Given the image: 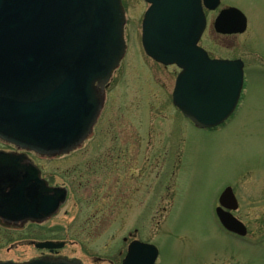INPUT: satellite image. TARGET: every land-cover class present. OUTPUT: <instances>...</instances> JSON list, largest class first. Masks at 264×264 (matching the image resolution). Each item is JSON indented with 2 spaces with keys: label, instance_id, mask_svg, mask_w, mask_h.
Listing matches in <instances>:
<instances>
[{
  "label": "rangeland",
  "instance_id": "1",
  "mask_svg": "<svg viewBox=\"0 0 264 264\" xmlns=\"http://www.w3.org/2000/svg\"><path fill=\"white\" fill-rule=\"evenodd\" d=\"M125 1L135 20L138 1ZM250 1L248 33L235 47H208L214 58L245 63L232 117L195 128L171 104L178 70L147 59L128 34L88 140L60 157L29 155L51 186L68 189L66 203L40 225L0 228V262L37 259L44 251L29 239H49L65 243L59 257L81 264H121L132 240L154 245L156 264H264V0ZM226 187L246 238H231L215 216Z\"/></svg>",
  "mask_w": 264,
  "mask_h": 264
},
{
  "label": "water",
  "instance_id": "2",
  "mask_svg": "<svg viewBox=\"0 0 264 264\" xmlns=\"http://www.w3.org/2000/svg\"><path fill=\"white\" fill-rule=\"evenodd\" d=\"M147 1L152 7L143 48L155 62L180 70L173 105L197 129L223 125L240 99L243 63L211 60L197 47L203 30L199 0ZM217 6L218 0H209L210 10ZM231 12L236 13H222L216 26ZM124 24L121 0H0V140L41 157L79 147L90 136L104 89L124 57ZM14 156L0 152V219L6 226L43 223L58 212L67 192L49 187L35 165L9 158ZM219 205L221 225L244 237L246 227L230 213L238 208L231 188ZM34 246L51 252L64 243ZM157 256L154 246L134 241L122 264H155ZM23 264L81 262L46 257Z\"/></svg>",
  "mask_w": 264,
  "mask_h": 264
},
{
  "label": "flooded vegetation",
  "instance_id": "3",
  "mask_svg": "<svg viewBox=\"0 0 264 264\" xmlns=\"http://www.w3.org/2000/svg\"><path fill=\"white\" fill-rule=\"evenodd\" d=\"M137 1H138V9H137L138 15L135 18V20L130 21L128 18V8L126 6V1L122 0V4L125 10V19H126L125 26H124V39H125L126 47H128L129 46L128 34H131V35L133 34V36L136 37L135 39L138 42L137 46L141 47L142 49L144 31L150 28V25L147 24L146 22V14L149 8L151 7V4L147 0H137ZM199 3H200V8H201V14L203 16V30L201 32L197 46L201 48L202 50H204L210 58L218 59V58L212 57V55L208 51V47L212 46V41H214L216 45H218V47H224V48L235 47L236 44H234V39L236 37L246 35L250 29L248 11L255 12L257 7L254 5V2L252 3V1L250 0H218V6L214 10H210L208 8L209 0H199ZM232 9L235 10L236 13L231 12L229 15L223 17L220 23L216 26V21L217 19L220 18L221 14L224 12H228L229 10H232ZM242 27H244L243 32H236V30H240L242 29ZM236 59H240V58L225 57L222 60H236ZM164 68H168V67H164ZM3 144L4 143L0 142V145H3ZM4 145L8 146V148H0V151L5 152L7 154L17 153V150L14 146L6 145V144ZM125 151L126 153H128V147H126ZM29 155L30 153H27V157L14 156V157H9V158H21V159H25V160L27 159V160L32 161V158ZM110 156L107 157L108 160L110 159ZM123 158L124 159L128 158V155L123 156ZM97 172H98L97 168H95V171L93 173L96 175ZM114 185H118V183L115 181ZM125 185H124V189L127 191ZM60 188H63V187H60ZM28 226H33V224L26 223L24 225L19 224L17 226L7 227L0 220V228L8 229L11 231L24 230ZM27 236L29 237L30 235H27ZM231 238L236 239L235 237H231ZM32 241H33L32 239H29L28 242L32 245ZM124 241L126 240L124 239ZM44 256L59 257V253L58 251H53V252L46 251L44 253H41L40 255V257H44Z\"/></svg>",
  "mask_w": 264,
  "mask_h": 264
}]
</instances>
